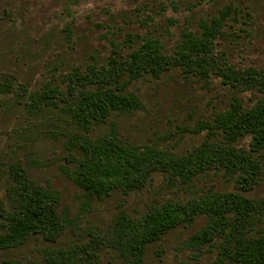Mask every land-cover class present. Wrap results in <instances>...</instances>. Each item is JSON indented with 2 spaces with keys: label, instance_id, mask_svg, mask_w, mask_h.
<instances>
[{
  "label": "rangeland",
  "instance_id": "374dc122",
  "mask_svg": "<svg viewBox=\"0 0 264 264\" xmlns=\"http://www.w3.org/2000/svg\"><path fill=\"white\" fill-rule=\"evenodd\" d=\"M225 5L236 12L216 37L213 56L221 68L234 67L239 82H228L215 71L206 78L171 67L158 77L145 75L127 85L140 96V109L113 113L90 131L76 127L66 109L67 75L73 68L83 72L87 64L99 67L113 51L118 61L125 59L138 45L127 38L135 39V34L158 38L165 54L174 56L182 32H198L200 21ZM0 81L6 84L0 92V230L2 211L13 205L17 171L54 191L63 217L55 242L33 236L1 250L0 264H52L59 250L76 255L88 250V264H124L106 239L118 213L140 216L165 200H184L208 187L235 190V177L210 169L182 183L155 171L140 189L88 200L70 177L78 156L75 145L83 136L114 131L128 143L181 155L204 139L206 131L198 129L201 120L212 119L234 98L248 107L264 99V0H0ZM45 86L53 89L47 92L51 98L38 99ZM248 141L245 136L236 144L247 148ZM246 194L264 200V169ZM262 219L259 227L264 229ZM206 222L199 215L165 234L148 246L143 264H211L220 240L202 246L189 240Z\"/></svg>",
  "mask_w": 264,
  "mask_h": 264
},
{
  "label": "trees",
  "instance_id": "16d2710c",
  "mask_svg": "<svg viewBox=\"0 0 264 264\" xmlns=\"http://www.w3.org/2000/svg\"><path fill=\"white\" fill-rule=\"evenodd\" d=\"M232 12L235 8L225 5L217 15L200 21L198 32L183 31L174 56L165 54L158 38L135 34V39L131 35L127 38L138 45L125 59L118 61L119 54L113 51L99 67L87 64L83 72L73 68L67 75L70 100L66 109L76 127L90 131L113 113L140 109V96L127 85L145 75L158 77L171 67L206 78L215 71L228 82H239L240 77H234L237 70L230 65L221 68L213 56L214 41ZM5 90L6 84L0 81V92ZM51 91L45 86L36 96L50 99L47 92ZM198 129L206 131L204 139L181 155L151 144L128 143L114 131L96 138L83 136L75 145L78 156L74 157L70 177L88 200L104 199L115 190L128 194L140 189L155 171L167 172L169 178L182 183L210 169H222L235 177V190L208 187L184 200H165L140 216L118 213L106 239L124 264H143L150 244L199 215L206 216L207 222L189 240L196 246L220 240L211 264H264V229L259 227L264 200L246 194L264 169V99L248 107L234 98L212 119L201 120ZM245 136H249L248 147L238 146L236 142ZM16 175L13 205L1 215L4 228L0 230V251L20 246L33 236L55 242L63 229L58 195L36 185L24 171ZM76 253L59 250L57 260L51 263L88 264V250ZM4 264L23 263L12 260Z\"/></svg>",
  "mask_w": 264,
  "mask_h": 264
}]
</instances>
